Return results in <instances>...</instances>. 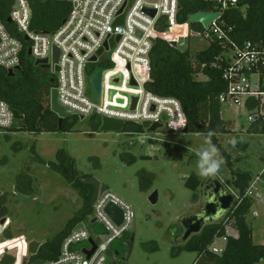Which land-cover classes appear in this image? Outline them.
Segmentation results:
<instances>
[{
	"label": "built area",
	"instance_id": "2783aa9c",
	"mask_svg": "<svg viewBox=\"0 0 264 264\" xmlns=\"http://www.w3.org/2000/svg\"><path fill=\"white\" fill-rule=\"evenodd\" d=\"M69 4L67 17L52 33L31 30L32 9L29 0H15L9 19L16 32L30 43V57L36 62L46 60L55 79L54 89L58 104L82 119L106 117L127 123L143 125L147 129L161 125L155 133L166 129L171 133H184L186 117L181 103L172 97H160L146 90L150 82V53L156 41H175L177 49L185 41L217 42L222 53L216 64L226 84L218 97L219 104L243 103L250 110L248 121L264 127V39L258 42H239L230 37L233 31L223 20L226 10L240 7L243 0H205L218 7L217 18L202 31L194 32L190 23H177L180 0H48ZM150 11L155 15L151 16ZM201 25V24H199ZM181 35V30H186ZM177 32L175 33V31ZM206 47V48H207ZM57 49V62L52 65L53 49ZM23 44L11 35L0 19V69L16 71L20 67ZM95 61H92V59ZM109 62L110 69L102 68ZM102 71L101 98L98 101L93 89L87 91V82L97 71ZM116 70L114 74L108 71ZM91 83V82H90ZM96 95V98H95ZM133 99L135 103L133 106ZM245 99V100H244ZM133 107V108H132ZM12 109L0 100V131H8L15 125ZM264 190V166L253 175L244 194L234 200L238 205L248 199L253 204L261 200ZM112 205L122 211L120 224H116L106 213ZM233 207V206H232ZM257 218L256 212L252 213ZM90 219L102 228V233L85 228L71 231L63 240L56 259L44 264H124L126 261L118 251H113L116 241L129 237L134 220L131 206L119 196L105 191L98 195L92 205ZM0 219V261L15 252L13 264H22L27 257L28 244L23 238H7L11 222ZM84 225V223H83ZM96 248L87 258L83 250H91L89 240ZM225 242V238H222ZM43 244V243H42ZM87 244V246H83ZM214 245V244H213ZM212 245V246H213ZM42 246V245H41ZM211 246L214 254L223 249ZM24 259L17 263L18 255Z\"/></svg>",
	"mask_w": 264,
	"mask_h": 264
},
{
	"label": "rangeland",
	"instance_id": "374dc122",
	"mask_svg": "<svg viewBox=\"0 0 264 264\" xmlns=\"http://www.w3.org/2000/svg\"><path fill=\"white\" fill-rule=\"evenodd\" d=\"M14 1L3 0L10 11ZM42 9H36L38 17L42 16ZM181 31V35H186L188 28ZM206 47L205 42L190 40L185 41L180 50L198 52ZM28 58L37 81H55L51 69L35 66L33 58L29 55ZM115 72L111 70L107 74ZM18 74V70L14 71L15 78ZM197 79L204 80V77L197 76ZM86 85L94 98L91 83ZM47 104L45 98L43 105ZM249 115L250 110L245 103L240 107L228 103L220 105L221 120L230 134L216 138L229 155L231 167L227 166L220 153L225 163L214 177L234 198L238 193L232 184L231 169L256 175L264 166V134H250L252 124L248 121ZM91 120L69 117L63 132H23L17 129L19 121H15V131H0V194L6 199L11 237L23 238L26 244L51 241L83 210L84 202L79 192L47 165L57 163L58 154L63 152L74 161L79 180L91 177L131 206L134 213L133 247L124 264H200L197 253L181 250L184 245L181 220L202 208V186L193 193L185 187V182L191 175H195L202 185L209 178L199 176L196 169V152L206 146L205 136L171 133L166 129L133 136L112 134L95 129ZM237 136L247 142L246 148H243L244 141L241 140L235 147L228 144L230 138ZM122 154L132 156L134 162L125 163ZM141 171L156 178L145 192L139 190L137 176ZM25 175L31 180L32 193L29 195L18 189L17 177ZM154 192H157L158 201L151 205L148 198ZM253 212L258 214L257 218H253ZM89 216L83 221L85 228L102 233L98 224L90 223ZM246 223L252 230L253 243L264 246V190L261 200L252 204ZM226 232L229 236H236L229 223ZM153 243L157 245V251L150 252L143 246L153 247ZM121 244L122 241H116L113 245V251H118L120 256L124 253ZM213 246L223 249L225 242L219 238ZM23 259L24 256L18 255L17 263ZM257 264H264V257Z\"/></svg>",
	"mask_w": 264,
	"mask_h": 264
},
{
	"label": "trees",
	"instance_id": "16d2710c",
	"mask_svg": "<svg viewBox=\"0 0 264 264\" xmlns=\"http://www.w3.org/2000/svg\"><path fill=\"white\" fill-rule=\"evenodd\" d=\"M29 2L32 9L30 28L35 32H54L69 12V4L65 2L40 3L39 0H29ZM241 4L246 7L245 10L237 7L224 12L223 20L233 28L230 37L239 42L246 40L258 42L264 39V0H243ZM38 7L43 8L41 17L36 14ZM216 11H218V7L205 0H180L176 20L178 24L183 25L193 14ZM9 13L10 10L5 6V2L0 0V19L10 34L21 41L23 51L20 55V69L17 78L15 76L8 77L4 70L0 71V100L24 117L18 123L19 131L57 132V118L49 108L50 91L54 87L55 81L46 79L37 81L33 65L27 54L30 43L25 40L24 36L16 32L13 24L6 22ZM189 27L194 32L202 31V26L199 24H190ZM221 53L222 47L217 42H211L202 51L194 52L174 49L169 43L158 40L150 53V82L147 83L146 90L160 97L175 98L181 103L187 121V133L205 136L209 131L214 132L212 142L218 147L227 166L231 167L229 155L224 152L216 138L230 134L221 120L218 102V97L225 91L226 84L222 80L221 69L214 67L216 57ZM111 67L109 62L102 65L104 69ZM197 76H203L204 80H198ZM45 98L48 102L47 106L43 105ZM99 120L98 117H93L91 120V125L95 129L99 128ZM65 128L64 122L60 132H63ZM10 130L15 131L16 126L14 125ZM250 131V134H264V127L252 125ZM145 132V126L127 123L122 133L133 136ZM236 138L244 141L243 148L247 147V142L241 136ZM121 158L125 163L134 162V158L128 154H122ZM47 165L53 171L61 174L79 192L84 207L67 223L64 230L51 241L42 244L38 254L29 261V264L35 259L44 261L56 259L65 237L74 227L84 221L92 209L93 191L91 187L80 183L78 173L74 168V161L70 157L60 152L57 163L50 162ZM231 174L233 187L236 189L238 197H241L253 174L247 171L235 172L232 169ZM137 178L141 192H145L156 180L153 175L144 171L139 172ZM17 180L20 192L27 195L32 193L31 180L28 175L19 176ZM201 186L202 183L195 175L189 176L185 182V187L193 193ZM237 203L238 200L234 202L233 207L220 223L204 226L199 234L191 236L184 243L181 250L197 253V261L200 264H257L261 261L264 257V246L253 243L252 230L246 223L252 203L248 199H244L239 205ZM5 204V197L0 196V219L8 218ZM228 223L235 230V237L227 235ZM131 237L130 234L127 240ZM7 238H12L10 231L7 232ZM219 238H225V246L220 254H214L211 251V246ZM143 246L150 252L158 250L155 243H153V247H147V244ZM13 263L14 258L10 255L4 256L0 261V264Z\"/></svg>",
	"mask_w": 264,
	"mask_h": 264
},
{
	"label": "water",
	"instance_id": "95a60500",
	"mask_svg": "<svg viewBox=\"0 0 264 264\" xmlns=\"http://www.w3.org/2000/svg\"><path fill=\"white\" fill-rule=\"evenodd\" d=\"M41 3H47L48 0H39ZM149 14L151 16L155 15L154 11H150ZM217 13H208V12H200L193 14L189 17L188 22L190 24H201L203 28H208L209 25L217 18ZM7 23H10L11 20L7 18ZM27 41V38H25ZM171 47L174 49H177V44L175 41L168 42ZM27 54L30 56L31 52L30 50H27ZM58 57V51L57 49H53V58H52V65H54L57 62ZM92 61H95L93 58ZM35 66H41L44 68H47V61L46 60H38L34 63ZM20 67H18L16 70H19ZM8 77H13L14 72L8 71L7 72ZM101 76L102 71H97L95 75L91 78V85L97 95V100L99 101L101 98ZM49 108L50 111L56 116L57 118V131H61L62 126L64 124V121L68 119L69 117H72V113L63 107H61L56 99V90L54 88L50 91V98H49ZM135 103V99H133V106ZM133 108V107H132ZM14 118L16 121H22L23 116L19 114L18 111L12 110ZM80 120H83L80 118ZM161 125L154 124L151 125L147 129V133H154L158 128H160ZM99 131L105 132V133H122L124 130V123L120 120H114L110 118L103 117L99 120ZM187 128L184 130V133H187ZM80 183L86 186H90L93 189L92 199H91V205L95 203L96 198L98 195L102 194L103 192L107 191V189L102 186L97 180L93 178H80ZM148 201L151 205H155L158 201L157 192L152 193ZM234 196L229 193V191L214 177H209L202 186V208L201 210L191 216H187L181 220V225L183 227V237L182 242L185 243L191 236L197 235L201 232V229L210 224H216L220 223L222 219L225 217V215L229 212V210L232 208L234 204ZM106 213L108 216L116 223L120 224L122 222V211L112 205L107 206ZM3 220L1 223H3ZM91 224L95 223V220L92 219L90 221ZM84 227L83 223H79L76 227H74L73 231L82 229ZM132 233V230H131ZM130 233V234H131ZM132 242L133 237H131L129 240H125L122 242L121 246L124 248L123 253V259L125 261H128L130 258L131 252H132ZM89 244L91 246V250L85 251L83 250V253L89 258L92 253L94 252L96 245L95 243L90 239ZM42 243H38L36 241H32L28 244L27 249V257L23 260L22 264H29V261L36 257L38 254V251L41 247ZM12 256H15V252L11 253ZM44 260L42 259H35L31 264H44ZM112 264V263H110Z\"/></svg>",
	"mask_w": 264,
	"mask_h": 264
},
{
	"label": "clouds",
	"instance_id": "9594fccd",
	"mask_svg": "<svg viewBox=\"0 0 264 264\" xmlns=\"http://www.w3.org/2000/svg\"><path fill=\"white\" fill-rule=\"evenodd\" d=\"M215 133L209 131L205 134L204 144L205 147H202L196 152L198 157L196 162V169L198 175L201 177H211L216 175L221 166L225 163L223 157L220 155L218 147L212 142V137ZM238 143L237 138L232 137L228 140V144L232 147Z\"/></svg>",
	"mask_w": 264,
	"mask_h": 264
},
{
	"label": "crops",
	"instance_id": "0c3cea01",
	"mask_svg": "<svg viewBox=\"0 0 264 264\" xmlns=\"http://www.w3.org/2000/svg\"><path fill=\"white\" fill-rule=\"evenodd\" d=\"M90 187V186H89ZM91 189H92V187H91ZM92 191H93V189H92ZM0 196H1V194H0ZM81 223H83V222H81ZM9 230L11 231V225H10V228H9Z\"/></svg>",
	"mask_w": 264,
	"mask_h": 264
},
{
	"label": "flooded vegetation",
	"instance_id": "af4514ba",
	"mask_svg": "<svg viewBox=\"0 0 264 264\" xmlns=\"http://www.w3.org/2000/svg\"><path fill=\"white\" fill-rule=\"evenodd\" d=\"M55 85V84H54ZM64 122H66V120L64 121ZM204 184V183H203ZM203 186V185H202Z\"/></svg>",
	"mask_w": 264,
	"mask_h": 264
},
{
	"label": "bare ground",
	"instance_id": "6f19581e",
	"mask_svg": "<svg viewBox=\"0 0 264 264\" xmlns=\"http://www.w3.org/2000/svg\"><path fill=\"white\" fill-rule=\"evenodd\" d=\"M176 31H177V30H176ZM176 31H175V32H176ZM77 118H78V117H77ZM92 118H93V117H92ZM107 191H108V190H107Z\"/></svg>",
	"mask_w": 264,
	"mask_h": 264
}]
</instances>
